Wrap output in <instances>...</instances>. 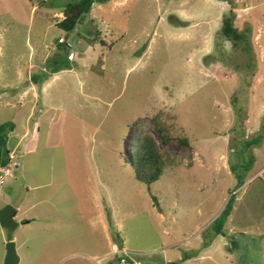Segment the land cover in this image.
Listing matches in <instances>:
<instances>
[{"label":"rangeland","instance_id":"1","mask_svg":"<svg viewBox=\"0 0 264 264\" xmlns=\"http://www.w3.org/2000/svg\"><path fill=\"white\" fill-rule=\"evenodd\" d=\"M71 1L0 0V208L26 220L0 225V264L10 239L19 264H264V140L244 185L231 169L264 125V0H108L68 34ZM230 11L250 53L220 36ZM146 135L171 157L150 187Z\"/></svg>","mask_w":264,"mask_h":264},{"label":"trees","instance_id":"2","mask_svg":"<svg viewBox=\"0 0 264 264\" xmlns=\"http://www.w3.org/2000/svg\"><path fill=\"white\" fill-rule=\"evenodd\" d=\"M106 1L108 0H76V1L68 2L66 5H62L60 8L61 9L63 8V13L65 15V18L62 21L58 22V27L66 31L68 34L74 32L77 26L85 20L87 14L91 12L93 6L96 3L106 2ZM225 1H232V0H225ZM234 20H235V13L230 11L229 15L225 17L223 21V25L220 31V36L224 40L231 42L234 49H240L250 53L252 50L250 37H249V33L251 32V30L249 28L240 30L235 25ZM61 44H66V43H61ZM64 66L65 64H63L62 61H59L58 63H56V67L53 68L52 72L54 73L59 72L64 68ZM48 77L49 75H45V77L44 76L39 77L38 75L33 76L35 83H41V84L44 81H46ZM234 102L237 103L238 102L237 99H235ZM238 109L240 110L241 113V108L239 107ZM238 127L241 128L239 124ZM156 128L160 134V138L162 142L167 144L171 136L166 124L156 119ZM263 140H264V125L262 126V129L257 136L253 138L243 139L240 144L236 145V149H234L233 157H235V160L237 159V161L232 163L231 169L238 180L237 186L240 187L245 184L247 173L251 169V166L253 165L255 160V154L253 150L256 147L260 146ZM182 141L188 147L190 146L188 139H183ZM8 158H10V156H8ZM170 161H171V157L169 153L166 152L165 150H162L159 147L154 137H152L151 135L150 136L146 135L144 136L142 141L138 144V146L135 148L132 165L136 178L150 187L152 184L160 180L164 172V169L167 165V162ZM1 163L5 166L8 164V161L4 160ZM232 200H233V196L226 205L223 212L214 220V222L211 225L212 226L211 229L213 230V234L215 236L220 234L226 235L224 227L227 218L231 213ZM116 257L118 261L121 258L120 255H116ZM190 258H191L190 255L185 254L181 260L185 261Z\"/></svg>","mask_w":264,"mask_h":264},{"label":"water","instance_id":"3","mask_svg":"<svg viewBox=\"0 0 264 264\" xmlns=\"http://www.w3.org/2000/svg\"><path fill=\"white\" fill-rule=\"evenodd\" d=\"M16 212L17 209L10 204L0 208V225L9 229H16L20 224V222L16 220ZM20 261L21 257L18 253L16 241H8L6 244L4 264H19Z\"/></svg>","mask_w":264,"mask_h":264},{"label":"built area","instance_id":"4","mask_svg":"<svg viewBox=\"0 0 264 264\" xmlns=\"http://www.w3.org/2000/svg\"><path fill=\"white\" fill-rule=\"evenodd\" d=\"M4 178L0 177V189L1 183L3 182ZM117 255H120L119 264H143L140 260H137L132 253L127 250H121V253L118 251Z\"/></svg>","mask_w":264,"mask_h":264},{"label":"flooded vegetation","instance_id":"5","mask_svg":"<svg viewBox=\"0 0 264 264\" xmlns=\"http://www.w3.org/2000/svg\"><path fill=\"white\" fill-rule=\"evenodd\" d=\"M16 216H17V212H16ZM26 222V220L25 221H21L20 223H25Z\"/></svg>","mask_w":264,"mask_h":264},{"label":"crops","instance_id":"6","mask_svg":"<svg viewBox=\"0 0 264 264\" xmlns=\"http://www.w3.org/2000/svg\"><path fill=\"white\" fill-rule=\"evenodd\" d=\"M3 161H4V160H3ZM3 161H2V162H3ZM0 164H2V163H0ZM2 165H3V164H2Z\"/></svg>","mask_w":264,"mask_h":264}]
</instances>
